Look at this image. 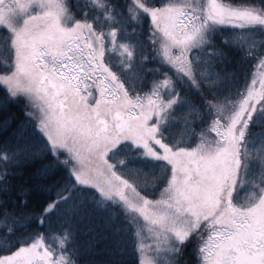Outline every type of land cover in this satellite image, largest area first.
I'll list each match as a JSON object with an SVG mask.
<instances>
[{"label":"snow or ice","instance_id":"obj_1","mask_svg":"<svg viewBox=\"0 0 264 264\" xmlns=\"http://www.w3.org/2000/svg\"><path fill=\"white\" fill-rule=\"evenodd\" d=\"M0 264H264V0H0Z\"/></svg>","mask_w":264,"mask_h":264},{"label":"trees","instance_id":"obj_2","mask_svg":"<svg viewBox=\"0 0 264 264\" xmlns=\"http://www.w3.org/2000/svg\"><path fill=\"white\" fill-rule=\"evenodd\" d=\"M239 196H240V199L243 200L244 197L246 196V193L245 192H240Z\"/></svg>","mask_w":264,"mask_h":264}]
</instances>
